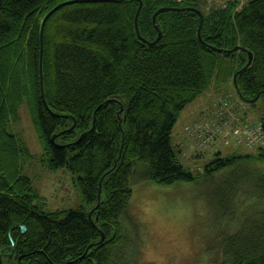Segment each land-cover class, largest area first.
<instances>
[{
	"label": "trees",
	"instance_id": "trees-1",
	"mask_svg": "<svg viewBox=\"0 0 264 264\" xmlns=\"http://www.w3.org/2000/svg\"><path fill=\"white\" fill-rule=\"evenodd\" d=\"M214 83L232 85L237 97L224 98L244 120L247 103L264 105V0H0V264H129L135 184L199 183L227 167L233 209L216 216L215 264H264V146L218 151L198 171L172 142L178 112ZM25 102L42 162L75 174L80 208L34 202L32 153L9 129Z\"/></svg>",
	"mask_w": 264,
	"mask_h": 264
},
{
	"label": "rangeland",
	"instance_id": "rangeland-1",
	"mask_svg": "<svg viewBox=\"0 0 264 264\" xmlns=\"http://www.w3.org/2000/svg\"><path fill=\"white\" fill-rule=\"evenodd\" d=\"M208 1L210 3L224 2V0ZM240 1L241 3H244L247 0ZM227 91H234L232 85L226 84L224 86H218L214 83L208 90L199 94L193 101L188 103L178 112L174 132L172 134V142L175 145L178 144L183 149L181 158L184 166L190 167L192 170L202 171L203 165L218 151L221 152L222 156L230 154L233 149H236L237 147H241L239 149H242V151H255L256 148L254 147L243 145L235 146L234 143H223L221 139H218L213 143V140L202 143L200 137L192 136L193 138H191L185 132V129L196 121H205L206 119L213 118L214 110L211 109L212 106H219L223 100V93ZM219 100L220 103L217 104V101ZM236 105L237 104L234 103L233 108H236V113H238L241 119L244 120L243 110H238L239 106ZM247 107L249 110L247 118L249 120L245 117L246 119L244 121L251 123L260 120L259 117L262 116L264 107L262 100L258 101L256 105L247 103ZM32 118V112L29 109L28 104L25 102L20 106L19 118L11 122L9 129L19 138L24 140L32 153L31 156L26 155L24 157L23 173L31 178L33 187L38 194V197L34 202L45 211L80 208L83 202L75 179V174L66 166L50 168L48 164L42 162L41 159L44 155V147L35 129ZM226 173L230 176V167H227L225 170L218 173L216 172L212 178H206L204 181L198 183L204 188L210 204L216 210V214L212 218L216 229H218L216 224V216L218 215V212L226 213L233 209V202L230 200V195L223 198L224 193L222 188L226 183V179L223 175ZM208 183L210 184L209 187L207 186ZM138 184L139 183L135 184L133 187L129 209L133 207L131 202ZM161 195L163 197V193H161ZM159 220L162 225H166L167 220L163 214L159 217ZM140 227L141 224L138 218L129 211L127 217L124 219V229L130 234L136 230L137 237L140 239ZM208 250L214 253L215 258H218L219 256L221 259L223 258V252L219 244V237L216 236L209 240Z\"/></svg>",
	"mask_w": 264,
	"mask_h": 264
},
{
	"label": "clouds",
	"instance_id": "clouds-1",
	"mask_svg": "<svg viewBox=\"0 0 264 264\" xmlns=\"http://www.w3.org/2000/svg\"><path fill=\"white\" fill-rule=\"evenodd\" d=\"M131 203L141 227L140 239L128 249L129 264H215L208 242L217 235L216 210L196 181H140Z\"/></svg>",
	"mask_w": 264,
	"mask_h": 264
},
{
	"label": "built area",
	"instance_id": "built-area-1",
	"mask_svg": "<svg viewBox=\"0 0 264 264\" xmlns=\"http://www.w3.org/2000/svg\"><path fill=\"white\" fill-rule=\"evenodd\" d=\"M219 103L220 100L217 104ZM233 107L234 105L223 97L222 103L214 108L213 118L196 121L187 127V130L200 137L202 143L210 140H213V143L221 139L223 143H234L235 146H264L263 122H246Z\"/></svg>",
	"mask_w": 264,
	"mask_h": 264
},
{
	"label": "water",
	"instance_id": "water-1",
	"mask_svg": "<svg viewBox=\"0 0 264 264\" xmlns=\"http://www.w3.org/2000/svg\"><path fill=\"white\" fill-rule=\"evenodd\" d=\"M69 2H71V1H66V2H63V3H60V4H58L57 6H55L53 9H51L50 11H49V13L45 16V18H44V21H43V24H42V29H43V26H44V23H45V21H46V19H47V17L50 15V14H52L55 10H57L59 7H61L62 5H64V4H67V3H69ZM141 7H142V1H140V5H139V7H138V10H137V13H136V17H135V23H136V29H137V32H138V34L140 35V32H139V27H138V17H139V13H140V10H141ZM169 7H162V8H160V9H158L156 12H155V14H154V21L156 22V16L158 15V13L159 12H161V11H163V10H166V9H168ZM203 15L201 14V24H202V22H203ZM161 30L159 29V36H158V38L156 39V41L157 40H159L160 39V37H161ZM199 37H201V33H200V30H199ZM240 47H235V48H233L232 50H234V49H239ZM218 49V48H217ZM220 51H223L224 49H219ZM250 58H249V61H248V64L247 65H249L250 64V62L252 61V53L250 52ZM246 65V66H247ZM236 77H237V74H235V76H234V85H235V87H236V89L238 90V88H237V81H236ZM238 92H239V90H238ZM239 95L241 96V94H240V92H239ZM259 96H260V94H258L254 99H251L250 101H254V100H256V99H258L259 98ZM263 123H264V118H263ZM56 138V135H54L53 136V140ZM99 206V202H98V204H97V206L96 207H98ZM93 210V209H92ZM90 211L89 212V217L90 218H92V212L93 211ZM20 227L25 231L26 230V227L24 226V225H20ZM101 234H102V236H101V239L98 241V242H93V243H91L89 246H88V249L89 248H91L94 244H96V243H99V242H102L103 240H105V234H104V232L103 231H101ZM10 254H13V252H11Z\"/></svg>",
	"mask_w": 264,
	"mask_h": 264
},
{
	"label": "bare ground",
	"instance_id": "bare-ground-1",
	"mask_svg": "<svg viewBox=\"0 0 264 264\" xmlns=\"http://www.w3.org/2000/svg\"><path fill=\"white\" fill-rule=\"evenodd\" d=\"M157 20V19H156ZM208 142V141H207ZM210 142V141H209ZM208 144V143H207ZM211 144V143H210ZM203 145V144H202ZM26 231V230H25ZM11 232V231H10ZM11 237H12V235H11ZM2 257V256H1Z\"/></svg>",
	"mask_w": 264,
	"mask_h": 264
}]
</instances>
